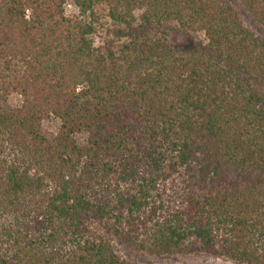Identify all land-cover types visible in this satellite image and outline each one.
Segmentation results:
<instances>
[{"label":"trees","instance_id":"16d2710c","mask_svg":"<svg viewBox=\"0 0 264 264\" xmlns=\"http://www.w3.org/2000/svg\"><path fill=\"white\" fill-rule=\"evenodd\" d=\"M237 1L264 30V0ZM100 5L117 53L95 48ZM172 25L207 43L176 53ZM263 89L230 0H0V264H126L110 238L264 264Z\"/></svg>","mask_w":264,"mask_h":264},{"label":"rangeland","instance_id":"374dc122","mask_svg":"<svg viewBox=\"0 0 264 264\" xmlns=\"http://www.w3.org/2000/svg\"><path fill=\"white\" fill-rule=\"evenodd\" d=\"M230 1L242 23L258 37L264 40V30L260 25L248 15L237 0ZM95 13L96 17L99 19V23L96 25V34L94 35L95 48H100L103 49L102 51H105L107 47H111L113 51L117 53L124 41V39L121 40L116 37L117 32L120 31V33H126L127 28L111 21L108 16V10L103 5L96 7ZM66 14L70 17L79 15V10L71 1L66 5ZM139 16L140 12H136L135 17L137 23ZM156 34L158 37H165L168 44L178 54L187 53L207 43L204 33L183 34L177 25H172L170 28H167L165 33L156 32ZM262 91L264 92V89ZM22 102V97L19 95H13L8 100V109L10 111H17L21 108ZM60 126V120L54 116H49L43 122L44 130L51 136H55L58 133ZM77 141L80 145H85L87 143V135L79 134L77 136ZM92 228L96 237L109 239V236H107L105 231L99 225L93 224ZM110 240H112L121 260L126 264H239L232 260L205 253L159 256L136 249H130L116 239L110 238Z\"/></svg>","mask_w":264,"mask_h":264}]
</instances>
